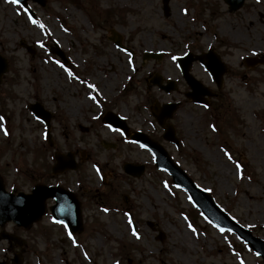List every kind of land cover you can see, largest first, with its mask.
Listing matches in <instances>:
<instances>
[{"label":"rangeland","instance_id":"rangeland-1","mask_svg":"<svg viewBox=\"0 0 264 264\" xmlns=\"http://www.w3.org/2000/svg\"><path fill=\"white\" fill-rule=\"evenodd\" d=\"M29 6L34 19L0 0V56L9 62L0 85V176L9 191L31 193L49 176L56 153H73L77 170L51 173L50 184L84 200V231L70 234L50 213L28 230L0 227V235L25 241L22 249L0 241V264H264L236 235L196 216L188 195L155 167L147 149L102 122L111 109L132 132L163 145L232 218L264 239V65L244 62L264 57V0H247L236 12L225 0ZM113 9L118 12L109 15ZM114 34L133 54L116 47ZM57 45L66 67L52 53ZM209 50L228 72L219 91L208 70L194 63L193 76L216 94L206 107L186 98L190 89L177 57ZM145 53L161 58L145 60ZM156 75L164 84L176 82L177 90H159L151 84ZM176 102L181 107L170 123L178 147L164 140L151 111ZM35 103L54 114L51 146L45 125L28 109ZM126 163L145 171L129 176Z\"/></svg>","mask_w":264,"mask_h":264},{"label":"water","instance_id":"water-1","mask_svg":"<svg viewBox=\"0 0 264 264\" xmlns=\"http://www.w3.org/2000/svg\"><path fill=\"white\" fill-rule=\"evenodd\" d=\"M29 0H19V3L28 11L30 8L27 4ZM41 5H45L44 0H33ZM246 0H227L230 5V11L239 10ZM167 1L165 2V4ZM167 12V7L165 8ZM116 45L121 46V39L115 41ZM123 48V47H122ZM125 49V48H123ZM56 54L64 58V54L57 49ZM152 55H145V58H151ZM201 62L213 75L215 82L220 89L223 82V75L227 71L226 67L220 62V57L212 50L203 55L189 54L186 57L178 59L183 77L192 89V92L187 94L195 103H205L204 97L206 95L213 96L202 84L197 81L191 74V66L193 62ZM264 60L250 59L246 60L249 65L257 64ZM7 60L0 57V84L3 75L8 71ZM162 79L156 78L153 84L159 86L160 89L168 92L175 90V83H169L167 86L162 85ZM29 109L35 116L42 120L48 129V138L51 140L50 128L52 114L44 109L41 104L30 105ZM178 109L177 104L164 105L162 109L154 108L153 115L162 128H165L164 139L175 144L179 141L175 137V131L172 126L166 125L167 120L171 119ZM105 122L120 130L125 136H130L129 128L125 121L113 114H109L105 118ZM132 140L146 147L155 156V163L161 170L169 173L174 183L183 189L192 199L193 204L202 212L203 216L212 224L222 231H229L235 233L239 239L254 250V252L261 256L264 260V239L254 236L252 231L240 225L237 221L232 219L221 207L215 202L213 197L205 190L201 189L190 178L186 172L177 164L174 163L168 152L158 143L149 139L146 135L137 133L131 136ZM57 165L54 168V173L63 172L67 169H76V164L72 154L67 157L57 155ZM126 173L139 177L144 172V167H136L131 164H126L124 167ZM54 199L56 205L52 208L54 219L59 223H65L71 233H81L83 231L81 204L76 199L75 195L61 187H47L43 185L36 186L32 194L27 195L20 193L14 195L6 191L3 181L0 178V225L4 226L8 222H14L18 227L30 228L35 222L39 221L46 212V201ZM5 239L9 241H16L17 244L22 245L23 242L11 235H4ZM160 240H163L161 237Z\"/></svg>","mask_w":264,"mask_h":264},{"label":"snow or ice","instance_id":"snow-or-ice-1","mask_svg":"<svg viewBox=\"0 0 264 264\" xmlns=\"http://www.w3.org/2000/svg\"><path fill=\"white\" fill-rule=\"evenodd\" d=\"M10 2H12V3H14V4H19V0H10ZM33 23H35V21H33ZM63 67V66H62ZM70 75H71V73H70ZM91 87V86H90ZM3 118L2 117H0V120H2ZM5 134H7V131L5 130ZM229 159H231V157L229 156ZM237 167H239V166H237ZM191 227V226H190ZM192 231L193 232H195V229L193 228L192 229ZM133 234L134 235H137L136 233H135V231L133 232ZM137 238H139V236L137 235Z\"/></svg>","mask_w":264,"mask_h":264},{"label":"trees","instance_id":"trees-1","mask_svg":"<svg viewBox=\"0 0 264 264\" xmlns=\"http://www.w3.org/2000/svg\"><path fill=\"white\" fill-rule=\"evenodd\" d=\"M117 12H118V11H117L116 9L109 10V15H114V14H116ZM4 114H6V113H4ZM195 213L198 214L197 211H196Z\"/></svg>","mask_w":264,"mask_h":264}]
</instances>
